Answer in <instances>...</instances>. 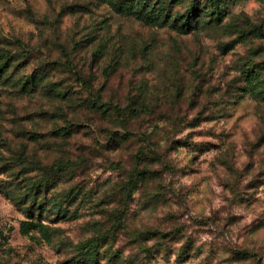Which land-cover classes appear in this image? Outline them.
Returning a JSON list of instances; mask_svg holds the SVG:
<instances>
[{"label":"rangeland","instance_id":"obj_1","mask_svg":"<svg viewBox=\"0 0 264 264\" xmlns=\"http://www.w3.org/2000/svg\"><path fill=\"white\" fill-rule=\"evenodd\" d=\"M119 4L0 0V264L88 239L93 264H264V103L242 89L264 0L187 34ZM32 181L41 212L14 199Z\"/></svg>","mask_w":264,"mask_h":264},{"label":"trees","instance_id":"obj_2","mask_svg":"<svg viewBox=\"0 0 264 264\" xmlns=\"http://www.w3.org/2000/svg\"><path fill=\"white\" fill-rule=\"evenodd\" d=\"M114 4H119L122 0H109ZM230 0H130V7L133 13L146 23H151L159 26L169 25L177 29L179 32L187 34L197 32L204 28L222 26L224 19L227 17L226 6ZM178 4L184 7L182 10L172 12L173 6ZM121 7L122 5L119 4ZM264 53V51H262ZM259 61L252 60L245 64L243 72L245 73L246 85L242 88L245 93H251L260 102L264 103V64H258ZM242 93V92H240ZM244 93V92H243ZM119 113L123 115L122 109L119 108ZM139 113L138 108L131 109V117ZM42 167V166H41ZM66 165L62 159L57 160L52 165L43 167V171L51 173L54 169H63ZM138 170V169H137ZM147 173L143 170L140 175ZM40 181H32L31 186L27 190L14 198L16 201L25 200L33 201L34 211H42L48 205V196L51 190H45L44 198L38 199L42 190ZM36 201V203H35ZM25 202V203H26ZM41 229L45 225L41 222H36ZM99 240L88 239L76 246L78 254L71 260L73 264H93L99 255Z\"/></svg>","mask_w":264,"mask_h":264}]
</instances>
